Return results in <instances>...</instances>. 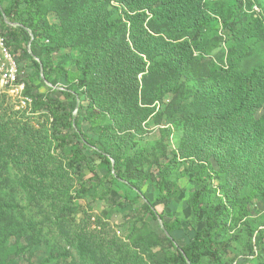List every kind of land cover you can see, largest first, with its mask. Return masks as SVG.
Returning <instances> with one entry per match:
<instances>
[{
	"label": "rangeland",
	"instance_id": "rangeland-1",
	"mask_svg": "<svg viewBox=\"0 0 264 264\" xmlns=\"http://www.w3.org/2000/svg\"><path fill=\"white\" fill-rule=\"evenodd\" d=\"M218 1L224 0H209ZM225 1L232 5L238 2L240 6L238 0ZM40 4L38 12L48 28L40 45L57 51L44 55L43 49L38 61L50 58L56 67L74 74L75 80L71 82L65 77L59 80L58 96L62 97L61 90L72 88L85 116L91 108L101 113L106 134L98 137L89 131L87 117L82 130L108 151L114 164L120 160L123 170L141 161L146 169L157 174L176 159L178 168L171 180L190 170L182 183L188 191L174 199L168 209L165 205L160 207L168 219L182 221L183 228L175 233V238L179 245H187L195 237L189 227L190 192L194 190L189 179L210 164L215 171H231L228 163L222 164L210 156L215 152L219 123L209 113L212 109L206 90L231 69L233 34L228 32V40L224 38L219 47V35H224L225 29L210 33L207 58L199 57L196 51L200 61L178 80L180 71L173 69L171 63H164L165 56L156 58L151 66L147 57L131 54L130 25L114 34L91 27L94 16L103 22L126 18L120 0H43ZM244 4L249 13L253 7L257 19L264 22V0H244ZM152 18L151 15L146 25ZM241 21L245 23L246 19ZM150 27L167 32L165 41H172L164 23L152 20ZM258 44L243 70H250L264 59V41ZM4 50L0 35V202L6 212L4 218L12 215L23 224L20 236L10 240L17 252L13 264H164L166 252L158 244L163 220L144 218L141 199L129 202L125 209H116L114 205L125 194L122 186H117L108 201L96 198L93 192L80 194L82 180L70 167L66 153L57 148L50 112L34 110V99L27 94L29 76L39 84L43 72L28 75L30 68H17L14 56ZM78 78L89 85L78 86ZM200 78L207 83L198 84ZM41 91L49 90L43 86ZM263 116L261 108L255 118ZM217 149L223 153L227 147L218 145ZM100 172L105 174L107 170ZM137 188L151 201H157L161 195L154 179ZM253 220V228L264 226V208ZM203 227L199 226V230ZM237 233L238 254L244 251L249 255L255 247L253 239L245 227ZM243 264L261 262L249 258Z\"/></svg>",
	"mask_w": 264,
	"mask_h": 264
},
{
	"label": "trees",
	"instance_id": "trees-1",
	"mask_svg": "<svg viewBox=\"0 0 264 264\" xmlns=\"http://www.w3.org/2000/svg\"><path fill=\"white\" fill-rule=\"evenodd\" d=\"M41 1L0 0V35L6 50L14 56L17 68H30L28 75L30 72H43L39 84L29 76L27 94L34 99V110L50 112L57 148L66 153L70 167L82 180L80 194L93 192L96 198L108 201L117 186H122L125 194L114 205L118 210L128 207L129 202L143 200V217L163 220V233L158 244L166 252L164 264H243L249 258L264 264V226L252 227L253 219L264 208V116L262 119L255 118L257 111L264 109V59L256 62L250 70H243L245 61L256 53V45L264 41V22L257 19L253 7L249 13L244 0H238L240 6L238 2L232 5L225 0H120L126 9V18L120 16L103 22L94 16L90 24L96 30L110 34L123 31L130 25L131 54L147 57L151 66L155 65L156 58L165 56L163 62L171 63L173 69L180 71L178 80L183 78L185 70L200 61L195 56L196 51L199 57L207 58L210 33L225 29L224 35H219V47L223 46L224 38L228 40V32L233 34L235 45L231 69L224 72V78L209 84L206 90L212 109L209 113L219 123L215 152L210 156L222 164L228 163L231 171L226 172V168L215 171L210 164L189 179L194 186L190 192L192 218L189 227L195 232V237L181 246L175 233L182 230V221L168 219L160 207L165 205L168 209L174 199L188 191L182 183L189 177L190 170L171 180L178 168L177 159L170 161L157 174L146 169L141 161L131 163L123 170L120 160L114 164L108 151L82 130L87 117L91 124L89 131L98 137L106 134L101 125V113L91 108L85 116L72 88L71 91L61 90L62 97L58 96L59 80L65 77L71 82L75 80L74 74L56 67L50 58L38 61L39 52L44 49L40 43L48 29L38 12ZM150 14L153 18L146 25ZM243 18L245 23L241 21ZM152 20L167 26L171 42L164 39L167 32L150 27ZM55 51L57 49L46 48L44 55ZM156 51H159L158 54H155ZM197 83L203 85L207 81L200 78ZM87 85L89 82L78 78V86ZM43 86L48 88L47 93L41 91ZM218 145H225L227 150L219 152ZM101 169L107 172L103 174ZM149 179L156 180L159 185L161 195L157 201L146 199L137 188ZM241 188L247 191H238ZM133 192L137 195L133 196ZM2 207L0 202V264H13V256L17 252L10 240L13 236H20L23 224L12 215L4 218L6 212ZM201 225L204 227L199 230ZM240 227L247 228L255 244L249 255L244 251L242 254L237 252L240 246L236 234ZM241 256H244L243 260Z\"/></svg>",
	"mask_w": 264,
	"mask_h": 264
},
{
	"label": "built area",
	"instance_id": "built-area-1",
	"mask_svg": "<svg viewBox=\"0 0 264 264\" xmlns=\"http://www.w3.org/2000/svg\"><path fill=\"white\" fill-rule=\"evenodd\" d=\"M3 41H4V40H3ZM4 51H7V50H6V48H5V50H4Z\"/></svg>",
	"mask_w": 264,
	"mask_h": 264
}]
</instances>
